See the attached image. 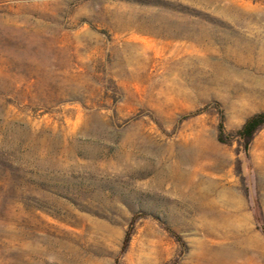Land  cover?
I'll use <instances>...</instances> for the list:
<instances>
[{
    "label": "rangeland",
    "instance_id": "rangeland-1",
    "mask_svg": "<svg viewBox=\"0 0 264 264\" xmlns=\"http://www.w3.org/2000/svg\"><path fill=\"white\" fill-rule=\"evenodd\" d=\"M219 112H264V0H0V264H264Z\"/></svg>",
    "mask_w": 264,
    "mask_h": 264
},
{
    "label": "trees",
    "instance_id": "trees-1",
    "mask_svg": "<svg viewBox=\"0 0 264 264\" xmlns=\"http://www.w3.org/2000/svg\"><path fill=\"white\" fill-rule=\"evenodd\" d=\"M199 113L192 114L191 116H197ZM264 129V112L256 113L248 117L244 123L240 126L239 129L234 131H226L224 125V116L221 112L218 113V123L216 127V140L218 143L223 145H230L232 143H236V152L239 155L243 153L247 158V152L249 149V145L253 140L254 136L257 132ZM235 174L240 178V181L243 183V178L241 175V167L239 160L236 161L235 166ZM244 185V184H242ZM244 194H247L246 188H243ZM255 222L257 224V228L260 230L262 235L264 236V223L261 219L260 214L255 217ZM134 220L130 223V228L125 234V237L122 242V252H125L128 248L130 239L132 237ZM166 232L175 239L176 242L181 244V239L178 235L173 233L169 228H165Z\"/></svg>",
    "mask_w": 264,
    "mask_h": 264
}]
</instances>
